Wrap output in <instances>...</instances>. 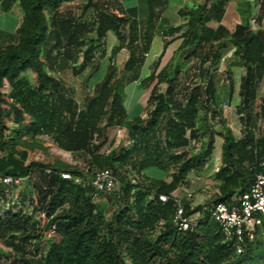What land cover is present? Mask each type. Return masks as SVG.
Wrapping results in <instances>:
<instances>
[{
    "label": "trees",
    "instance_id": "1",
    "mask_svg": "<svg viewBox=\"0 0 264 264\" xmlns=\"http://www.w3.org/2000/svg\"><path fill=\"white\" fill-rule=\"evenodd\" d=\"M74 1L0 0L3 11L8 12L18 2L24 14L15 33L0 29V151L6 152L0 159V175L29 179L37 169L44 172L47 182L45 215L49 219L45 229L52 234L47 252L39 259L24 260L23 264H125L124 257L131 264H156L157 261L167 264H264V239L248 242L238 253L221 226L204 212L203 207L212 202L191 209V204L183 201L186 215L198 212L203 215L186 231L179 230L174 223L177 209L174 192L191 172L204 170L214 153L213 131L203 151L189 156L186 150L198 138L199 113L203 109L208 111L214 100L213 77H209L205 87L206 99L203 100L198 88H194L184 103L177 100L173 88L166 93L159 91V81L149 97L155 105L148 117L137 116L128 124L132 137L130 146L119 153L101 154L106 139L96 144L104 135V126L100 123L104 119L106 125L122 123L127 116L122 94L126 83L122 78H114L115 69L111 63L102 81L95 84L94 93L86 97L83 107H78L62 80L50 75L47 69V65L51 68L56 63L64 68L71 56L66 49L85 44L89 31L86 24L65 17L61 12L63 5ZM229 1L214 0L210 5L205 2L191 9L181 8L178 13L186 22L185 29L168 28L165 37L180 34L164 41L159 60L144 80L155 77L160 59L174 39H181L184 48L193 46V53L204 45L212 46L226 28L222 24L217 28L208 24L211 21L221 23ZM168 3L169 0H147L148 15L143 26L137 6L120 4L116 7L117 13L100 8L94 24L99 43L90 40L82 56L81 70L94 59L102 38L113 31L120 43L112 48L111 59L127 42L129 57L124 64L129 74L127 82L139 80ZM260 5L264 9V0ZM127 26L130 29L128 40ZM230 42L245 67L240 93L244 106L250 109L257 100L264 76V27L254 31L248 22L239 23L231 33ZM216 57L219 60L220 53ZM29 71L35 74L34 83L26 76ZM6 82L9 85L7 96L2 91ZM5 104L9 105L8 109ZM26 118L30 119L27 125L24 124ZM7 120L15 127L9 128ZM200 120L203 127H208L207 114ZM29 135L49 136L61 151L85 154L87 173L59 153L63 161L52 165L35 161L27 164L28 152L19 147L27 145ZM40 147L49 153L50 149ZM263 161L264 138H257L252 130L237 141L225 138L222 165L215 173L222 182L221 196L213 202L230 200L236 188H239L238 194L247 192L256 174L264 172ZM114 165L140 174L150 167L168 171L174 166L175 170L170 182L160 180L156 186L130 180L124 182L121 178L122 193L117 198L121 205L110 220H106L103 206L94 201V188L64 179L61 174L68 172L88 179L94 170L113 169ZM160 194L167 195L168 200L161 201ZM5 197V188L0 187V199ZM30 219L21 209L12 212L8 208L0 216V235L5 231L26 232ZM10 238L14 240L16 236L12 234Z\"/></svg>",
    "mask_w": 264,
    "mask_h": 264
},
{
    "label": "rangeland",
    "instance_id": "2",
    "mask_svg": "<svg viewBox=\"0 0 264 264\" xmlns=\"http://www.w3.org/2000/svg\"><path fill=\"white\" fill-rule=\"evenodd\" d=\"M213 1L171 0L167 15L163 13L162 19L159 20V27L151 50L146 55L145 63L140 70V79L129 83L127 82L129 74L124 70V64L129 57V45L126 42L125 47L117 53L114 59H111L112 48L120 43L113 31L108 32L107 36L102 38L100 47L94 52V59L84 70H81L84 63L82 56L89 47L90 40H94L95 44L99 43L96 41L94 24L97 21L100 8L117 13L116 7L120 4H124L125 7L137 6L139 19L143 26L148 15L147 0H76L67 3L61 8L62 15L72 17L76 22L85 23L89 29L86 33L85 44L82 47L66 49V53L70 50L71 56L68 57L64 68H60L57 63L51 68L47 65L49 74L62 80L78 107H83L86 97L94 93L95 84L102 81L111 63L115 69L114 78H122L126 83L122 90L123 103L127 111L126 118L122 123L113 125H106V119L100 123L101 126H104V135L96 140V144L106 139L100 150L103 155L112 152L119 153L130 146L132 137L128 124L137 116L148 117L155 105L149 100V97L153 87L159 81V91L166 93L169 88H173L177 100L184 103L194 88H198L197 92L203 100L206 99L205 87L209 77L212 76L216 86L214 100L209 104L208 111L203 109L199 113L197 118L198 138L193 140L186 150L189 156L203 151L209 142L210 132L213 131L215 134L214 153L204 170L191 172L174 192L177 197L183 199L184 202H189L194 207L213 202L221 196L222 182L216 178L215 173L222 165L225 138L237 141L244 138L249 130H252L257 138H264V109L262 108L264 104V76L259 84L257 100L250 109L245 107L240 93L245 67L241 57L235 53L236 48L230 42L231 33L239 23L248 22L254 31L264 27V9L261 8V0H230L226 4L221 23L211 21L208 24L213 28L222 24L226 28L223 35L215 40L212 46L204 45L197 53H193V46L184 48L181 45V39H174L160 59L155 77L150 81L144 80L155 67V62L159 60L164 41L180 34L175 33L170 37H165L164 33L168 28L185 29L186 22L178 15L177 7L191 9L205 2L210 5ZM16 5L19 7L18 4ZM17 6L16 8H18ZM9 15L15 18L19 17L14 11L6 12L0 7V27H6L8 30L14 27L13 24H9V19H7ZM125 35L128 40L130 36L128 26L125 28ZM218 53H220L219 60L216 57ZM159 72L161 73L158 75ZM26 76L32 83L35 82L33 72L29 71ZM2 91L6 96L9 94L8 82L5 83ZM4 107L8 109L9 105L5 104ZM214 110L215 114H213ZM205 114H207L208 120L206 128L202 126L200 120ZM29 122L30 119L26 118L24 124L27 125ZM7 125L11 129L15 127L9 120H7ZM26 140L27 145L20 146L19 149L27 150L29 155L27 164L35 161L44 165H52L57 161H63L58 155L59 153L64 156V159H69L71 164L77 165L80 171L87 173L88 158L85 154L65 153L58 149L49 136L32 137L29 135ZM40 146L50 149L49 153ZM5 155L6 152L0 151V159ZM112 168L124 182L130 180L132 183L148 186H156L160 180L170 182L171 174L175 170L174 166H171L168 171L150 167L145 170L144 174H140L133 170L126 172L125 169H121L117 165ZM88 177L91 176L88 175ZM45 178L44 172L37 169L23 184L8 189L6 197L0 199V216L5 214L9 208L12 212L21 209L23 214H27L31 218L26 232L5 231L0 235V264H23L24 260L39 259L42 254L47 252L52 234L45 229L49 221L45 215L47 208V199L44 198V191L47 187ZM238 192L239 188H236L231 198H234ZM189 194H192L191 197L188 196ZM94 201L103 206L106 220H110L113 212L121 205L119 199L105 194L94 197ZM201 216L197 214L196 218L199 219ZM12 234L16 236V239L11 240ZM25 237L28 238L24 241ZM124 260L125 264H131L126 257ZM156 264L167 263L157 261Z\"/></svg>",
    "mask_w": 264,
    "mask_h": 264
},
{
    "label": "built area",
    "instance_id": "3",
    "mask_svg": "<svg viewBox=\"0 0 264 264\" xmlns=\"http://www.w3.org/2000/svg\"><path fill=\"white\" fill-rule=\"evenodd\" d=\"M262 165L264 166V161ZM61 175L64 179L73 180L77 184L92 186L94 197L105 194L120 198L122 193L121 176L110 168L96 169L88 179L68 172ZM26 180L25 177L0 175V187H4L7 193L8 189L20 186ZM168 198L165 194L159 195V199L163 202ZM174 200L177 208L174 215L175 225L179 230L191 229L197 220L196 215L203 213L186 215L183 199L175 195ZM193 208L194 206L191 205V209ZM203 210L221 226L226 238L234 242L238 253L244 250L248 242L264 239V172L256 174L247 192L237 194L227 201L212 202L210 205H205Z\"/></svg>",
    "mask_w": 264,
    "mask_h": 264
},
{
    "label": "crops",
    "instance_id": "4",
    "mask_svg": "<svg viewBox=\"0 0 264 264\" xmlns=\"http://www.w3.org/2000/svg\"><path fill=\"white\" fill-rule=\"evenodd\" d=\"M170 3H171V0H169V5H168V7L166 8V10L164 11L165 15H167V11H168V9L170 8ZM16 4L19 5L18 2L15 3V4L13 5V7L9 10V12H10V11H14L15 14L19 15V17L15 18V17L10 16V15H9V18L7 17V19H9V24H13V25H14L13 29H10V28H9V30H8V29H6V27H0V29L5 30V31H8V32H10V33H15L16 30H17V29L19 28V26L21 25L22 20H23V15H24V14H23V11H21L20 6L18 7ZM177 5H178V3H177ZM177 5H176V7H177ZM16 6H17L18 8H16ZM180 9H181V6H180V7H177L178 12H179ZM178 15H179V13H178ZM179 16H180V15H179ZM7 19H6V20H7ZM5 22H7V21H5ZM144 173H145V172H144Z\"/></svg>",
    "mask_w": 264,
    "mask_h": 264
}]
</instances>
